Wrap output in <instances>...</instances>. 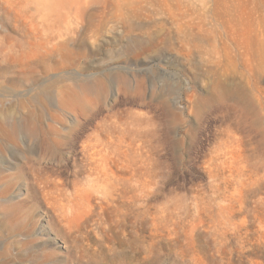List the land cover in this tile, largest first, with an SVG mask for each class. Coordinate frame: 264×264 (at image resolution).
<instances>
[{
	"label": "rangeland",
	"instance_id": "374dc122",
	"mask_svg": "<svg viewBox=\"0 0 264 264\" xmlns=\"http://www.w3.org/2000/svg\"><path fill=\"white\" fill-rule=\"evenodd\" d=\"M31 19L71 41L0 74L40 114L0 146V264H264V0H0V41Z\"/></svg>",
	"mask_w": 264,
	"mask_h": 264
},
{
	"label": "bare ground",
	"instance_id": "6f19581e",
	"mask_svg": "<svg viewBox=\"0 0 264 264\" xmlns=\"http://www.w3.org/2000/svg\"><path fill=\"white\" fill-rule=\"evenodd\" d=\"M65 3H67V0H63V4ZM124 12L121 14H124ZM125 14L127 13L125 12ZM29 21L30 24L26 27L22 40L10 41L9 45L0 41V74L4 78L9 77V79H6L8 81L19 79L32 86L38 83L44 74L39 68L42 63L47 58L51 59L52 52L56 49L63 52V55L66 54L69 50L71 38L68 26H64L58 35L47 34L44 36L38 29L37 24L32 19ZM52 69L53 66L49 65L47 70L51 71ZM5 73H9L10 76H6ZM6 80L3 84V89L7 92H15L16 89L11 84L8 85L9 83ZM56 88L55 82L44 80L43 83L40 82V86L33 92L29 100L35 107L40 104L51 112L55 105ZM58 88L57 92L63 101L70 95V85L66 82V79H63ZM27 115L28 117L22 122L15 120V118L7 121L0 112V146L4 145V142L17 141L20 134L25 130L24 127H28L27 131L30 134L37 133L40 127L38 124L40 114L35 109H30ZM51 130H54L53 124L47 122V130L43 131L47 134Z\"/></svg>",
	"mask_w": 264,
	"mask_h": 264
}]
</instances>
